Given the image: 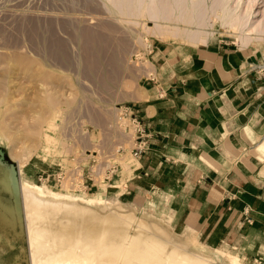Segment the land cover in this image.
<instances>
[{"label":"rangeland","instance_id":"obj_1","mask_svg":"<svg viewBox=\"0 0 264 264\" xmlns=\"http://www.w3.org/2000/svg\"><path fill=\"white\" fill-rule=\"evenodd\" d=\"M100 1L0 0L2 161L15 171L21 164L22 177L36 184L47 180L57 189L100 192L108 200L120 198L136 210L164 215L141 200L133 201L124 184L139 165L132 155L134 128L123 116L136 113L146 97L154 73L152 57L159 51L183 56L206 45L226 46L248 56L257 70L262 66L264 81V40L241 46L219 25L216 36L197 47L172 37L162 39L142 30L141 23L153 26L148 19L136 24L108 20ZM44 135L54 140L50 152L43 149ZM113 164L115 174L104 181L105 169ZM88 176L96 185L84 189ZM166 220L174 233L207 245L194 231ZM216 248L235 254L223 245Z\"/></svg>","mask_w":264,"mask_h":264},{"label":"crops","instance_id":"obj_2","mask_svg":"<svg viewBox=\"0 0 264 264\" xmlns=\"http://www.w3.org/2000/svg\"><path fill=\"white\" fill-rule=\"evenodd\" d=\"M248 59L221 45L154 54L134 113L145 147L124 184L207 245L264 264V81Z\"/></svg>","mask_w":264,"mask_h":264},{"label":"bare ground","instance_id":"obj_3","mask_svg":"<svg viewBox=\"0 0 264 264\" xmlns=\"http://www.w3.org/2000/svg\"><path fill=\"white\" fill-rule=\"evenodd\" d=\"M102 1L108 20L148 19L153 26L141 23L142 30L162 39L197 47L214 38L219 25L241 46L264 40V0ZM52 143L44 135V151L50 152ZM21 168L15 171L0 159V257L9 255L0 264L242 263L237 254L174 233L165 216L136 210L120 198L108 200L100 192L57 189L47 180L36 184L22 177Z\"/></svg>","mask_w":264,"mask_h":264},{"label":"built area","instance_id":"obj_4","mask_svg":"<svg viewBox=\"0 0 264 264\" xmlns=\"http://www.w3.org/2000/svg\"><path fill=\"white\" fill-rule=\"evenodd\" d=\"M258 69H259L258 73H260L263 68L261 66H258ZM123 118H126L128 120V122H129V124H131L132 127L134 128L135 144H134V147L132 148V155H133V157L138 158L140 156L141 152L144 150V147H145V140H144L145 132H144V129H143L142 122L134 114L133 111H131L130 113L124 112ZM115 171H116V165L115 164H113L109 168H106L105 172H104L103 180L107 181V182H110L111 178L115 174ZM100 173H101L100 169H97L95 171V175H97V176ZM95 185H96V183H95V180H94V178L92 176H88L87 177L86 184L83 185V183H82V186H83L84 189H86L88 187H93Z\"/></svg>","mask_w":264,"mask_h":264},{"label":"water","instance_id":"obj_5","mask_svg":"<svg viewBox=\"0 0 264 264\" xmlns=\"http://www.w3.org/2000/svg\"><path fill=\"white\" fill-rule=\"evenodd\" d=\"M4 158V153L0 150V159L3 160Z\"/></svg>","mask_w":264,"mask_h":264}]
</instances>
